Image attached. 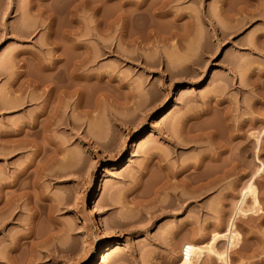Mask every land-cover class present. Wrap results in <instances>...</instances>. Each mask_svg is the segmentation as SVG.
<instances>
[{
	"label": "rangeland",
	"instance_id": "obj_1",
	"mask_svg": "<svg viewBox=\"0 0 264 264\" xmlns=\"http://www.w3.org/2000/svg\"><path fill=\"white\" fill-rule=\"evenodd\" d=\"M0 264H264V0H0Z\"/></svg>",
	"mask_w": 264,
	"mask_h": 264
},
{
	"label": "bare ground",
	"instance_id": "obj_2",
	"mask_svg": "<svg viewBox=\"0 0 264 264\" xmlns=\"http://www.w3.org/2000/svg\"><path fill=\"white\" fill-rule=\"evenodd\" d=\"M239 9H240V7H239ZM47 69V68H46ZM49 69V68H48ZM51 70V72L52 71H54L53 70V68L52 69H50ZM50 70H48V71H50ZM60 71L61 70H57L54 74H59L60 73ZM50 72V73H51ZM21 73V72H20ZM63 73V72H62ZM65 73V72H64ZM23 74V73H22ZM51 75H53V73L51 74ZM60 75V74H59ZM65 78V77H64ZM59 80H60V78H59ZM31 81V80H30ZM52 82V81H51ZM50 83V82H49ZM36 85V87H40L39 85L40 84H38V82H37V84H35ZM53 85H55V86H53ZM53 85H45L46 87H47V89L45 88L44 90H42L45 94V96H44V98H43V100H42V108L43 109H41V110H44V111H41V113H46L47 114V116H49L50 115V113H53V112H56L57 111V108H59L58 107V105H57V103L58 104H60V102H58L59 100H61V99H64L65 98V96L66 95H68L69 94V87L67 86V83L65 82V80L62 78L60 81H58V83L57 84H54L53 83ZM43 87H44V85H43ZM52 94H54V96H55V98H56V100L58 99V101H57V103H56V105H55V107H53V105L51 106V104L53 103L52 102V98H54V96L52 95ZM56 95L58 96V98L56 97ZM53 96V97H52ZM54 98V99H55ZM53 99V100H54ZM62 102H63V100H61ZM56 102V101H55ZM64 103V102H63ZM62 104V103H61ZM64 106V105H63ZM50 107H52V108H50ZM63 108V107H62ZM60 109V108H59ZM64 109V108H63ZM52 110H54L53 112H51ZM59 111V110H58ZM63 112V111H62ZM54 115V114H53ZM51 116V115H50ZM33 121V120H32ZM60 121H61V119H60ZM59 121V122H60ZM260 121V120H259ZM34 122V121H33ZM32 122V125H31V127H30V129L32 130H30L31 132L28 134L29 136H31V135H33V136H35L36 135V133H37V131H38V129H35L36 128V124L37 123H33ZM65 121L62 119V123H64ZM27 136V135H26ZM190 137V136H189ZM34 139H31V140H28V142L29 143H32V141H33ZM172 141V140H171ZM136 142H137V140H136ZM135 142V143H136ZM175 145H177V143H175ZM209 160H213L212 159V157H210L209 158ZM217 171V170H216ZM215 171V172H216ZM219 172V171H218ZM224 172V171H223ZM223 172H221L222 173V175H220L217 179H221L222 177H223V175H225V172L223 173ZM26 174V173H25ZM208 174V173H207ZM212 174V173H211ZM189 175V174H188ZM213 175V174H212ZM195 176V175H194ZM218 176V175H217ZM241 176V175H240ZM239 176V177H240ZM190 177H192V175L190 176ZM197 177H199V176H197ZM197 177H196V179H197ZM193 178L194 177H192L191 179L193 180ZM201 178V177H200ZM242 178V177H241ZM195 179V178H194ZM240 179V178H239ZM198 180V179H197ZM196 180V181H197ZM200 180V179H199ZM199 180H198V182H199ZM214 180V179H213ZM210 182V181H209ZM192 184H193V182H191ZM208 183V182H207ZM211 183V182H210ZM196 184H197V182H196ZM209 184V183H208ZM191 185V184H190ZM189 185V186H190ZM198 185V184H197ZM204 185V184H203ZM200 186H201V184H200ZM199 186V187H200ZM202 187V186H201ZM191 188H193V187H191ZM195 188H197V187H195ZM199 189V188H198ZM202 189V188H201ZM200 189V190H201ZM204 189H205V187H204ZM193 190V189H192ZM192 190H189V191H192ZM207 190V189H206ZM199 191V190H198ZM203 192H205V191H203ZM135 193H136V191H135ZM199 193H200V191H199ZM138 194V193H137ZM172 194V193H171ZM196 194V193H195ZM176 195H178V194H176ZM181 195V194H180ZM197 195V194H196ZM137 196V195H136ZM135 196V197H136ZM191 196V195H190ZM174 197H177V196H175V194H174ZM174 197H173V200H174ZM180 197V196H179ZM181 198H182V196H181ZM181 198H179V200H178V198L176 199V200H178V202L181 200ZM184 198V197H183ZM175 200V201H176ZM183 200V199H182ZM39 202V201H38ZM177 202V201H176ZM181 202V201H180ZM179 202V203H180ZM42 203V202H41ZM34 204V203H33ZM36 204V203H35ZM178 204V203H177ZM34 206V205H33ZM38 206H40V205H38ZM34 207H36V205L34 206ZM33 207V208H34ZM45 207V206H44ZM44 207H41V208H44ZM37 208V207H36ZM48 210V209H47ZM36 211V210H35ZM49 211H51V210H49ZM40 212H42L41 210H40ZM47 212V211H46ZM37 214V213H36ZM40 214V213H39ZM50 213L48 212L47 213V215H49ZM35 215V214H34ZM101 222V221H100ZM102 223V226H103V228L105 229V230H109V226L106 224V223H104L103 221L101 222ZM31 225V224H30ZM49 227V226H48ZM50 227H51V229L49 228V231H47V233H42L40 230V232H38V231H36L35 229H28V230H26L27 231V233L25 234V238H30L32 241L33 240H38V239H41V238H44L46 241H47V239H51V237L53 238V236H54V233H53V226L52 225H50ZM47 229V228H46ZM43 230V229H42ZM45 231V230H44ZM56 232V231H55ZM43 239V240H44ZM24 240V239H23ZM42 240V239H41ZM42 240V241H43ZM45 241V242H46ZM30 243V242H29ZM40 243V242H39ZM59 248V247H58ZM58 248H56V249H58ZM61 248V247H60ZM62 250V249H61ZM60 250V251H61ZM63 251V250H62ZM174 262V261H173Z\"/></svg>",
	"mask_w": 264,
	"mask_h": 264
},
{
	"label": "built area",
	"instance_id": "obj_3",
	"mask_svg": "<svg viewBox=\"0 0 264 264\" xmlns=\"http://www.w3.org/2000/svg\"><path fill=\"white\" fill-rule=\"evenodd\" d=\"M191 253V245L190 244H185L182 247V257L183 258H188L190 256Z\"/></svg>",
	"mask_w": 264,
	"mask_h": 264
}]
</instances>
